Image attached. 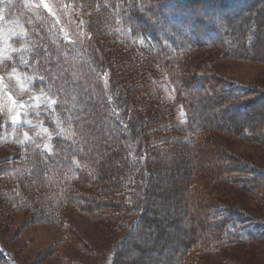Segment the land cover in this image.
Here are the masks:
<instances>
[{"label": "rangeland", "instance_id": "1", "mask_svg": "<svg viewBox=\"0 0 264 264\" xmlns=\"http://www.w3.org/2000/svg\"><path fill=\"white\" fill-rule=\"evenodd\" d=\"M174 1L166 6L165 11L171 4L180 7L181 2ZM197 1L199 4L190 9L189 21L202 17L197 8L206 0ZM109 13V9L100 5L98 0H44L43 3L41 0H0V246L9 254L11 264H175L184 246H190L192 239L196 242L187 250L188 256L183 257L182 264H264V186L260 191H251L250 185L237 183L238 178L230 172L238 163L229 165L241 160L264 171L263 34L258 38L253 59L251 54L229 59L222 57L221 52L198 49L187 57L185 63L188 70L197 73L205 70V76L217 77L229 87L239 84L262 87V102L256 106L263 111L262 123H258L257 117L251 122L255 129L262 124V134L252 135L258 138L257 141L220 131L215 119L225 123L239 118V115L236 111L224 113L223 108L211 110L215 103L213 99L202 97L203 105L210 110L195 115L198 123L207 119L214 121L212 129L201 134L204 149L198 148L201 153L193 157V162H201L207 156L219 165L216 170L210 168L213 175L222 169L221 179L215 180L213 175L200 172L197 181L200 190L207 195L208 210L218 216L214 222L224 219L229 222L226 233H222L217 223L208 225L191 221L194 214L188 211L182 182L192 157L185 159L182 165L165 160L166 170L162 173L165 183L161 191H165L166 198L152 208L153 212L156 210L154 219L163 230L159 233L152 228L148 234L136 235L133 244L140 248L128 246L125 252L119 249V244L141 214L138 211L141 183L129 179L128 185L122 188L128 190V194L124 192L127 200L118 201L114 209L107 212L99 208L100 201H106L100 197L104 189L91 182L95 178L77 174L74 171L76 165L72 168L70 165H56V157L50 155L55 134L44 126L41 118L43 108L49 106L53 109L51 100L56 98L38 89L37 83L44 78L40 68L47 64L41 55L47 56V60L48 51L43 54L34 47L37 38L32 37L30 29L37 22L41 32L53 43H60L66 51L68 60L64 67L70 74H75L68 83L77 86L75 83L79 80L85 82L83 78L92 79L90 88L94 85L96 92L106 97L122 124V130L131 137V174L139 177L144 166L146 151L138 126L143 119L131 105L125 104L112 73L111 61L124 49L136 58L147 57L152 54V47L144 37L133 38L128 44L109 33L100 41L94 38L97 30H107L108 27L98 19L90 20V17L99 16L104 20ZM163 13L157 12L156 15ZM253 14L249 17L250 31L256 23ZM259 18L261 30L264 28V3ZM234 24L240 25L238 22ZM237 36L235 39L240 38ZM253 39V34L247 38ZM156 81L152 83L154 89L172 98L171 86ZM37 96L38 101L35 100ZM37 103L42 106L37 107ZM178 111L175 119H171L180 124L184 117ZM18 114L22 115L17 121ZM177 156L179 164L182 156ZM101 157L98 155L97 160ZM84 168L90 173L95 171L91 166L84 165ZM170 172L174 175L173 181L168 180ZM223 175L228 179H223ZM163 237H169L164 255L150 253L148 249ZM200 240L202 246L198 249ZM0 264L10 263L0 259Z\"/></svg>", "mask_w": 264, "mask_h": 264}, {"label": "trees", "instance_id": "2", "mask_svg": "<svg viewBox=\"0 0 264 264\" xmlns=\"http://www.w3.org/2000/svg\"><path fill=\"white\" fill-rule=\"evenodd\" d=\"M177 1L181 2L180 7L171 4L170 9L165 11L166 6L170 2L174 3V0H106L103 4V0H98L100 5L109 9L110 13L104 20L99 16L90 17V20L98 19L101 24L105 23L108 27L107 30L96 31L97 35L94 34V38L96 37L98 41L109 33L126 44L133 38H148L152 47V54L147 57L136 58L124 49V52L121 50L118 52V58L113 57L111 61L112 73L124 95L125 104L131 105L143 119L138 126L142 131L140 135L145 146L146 159L137 178L131 174L129 167L131 137L122 130V124L108 105L106 97L99 90L101 94H98L94 85L90 88L89 83L92 79L83 78L85 82L79 80L75 83L77 86L68 83L75 74H70L64 67L68 55L62 45L53 43L45 36V33L39 29L38 22L32 30L30 29L32 37L37 38V43L34 45L37 51L43 54L48 51L47 60V56L41 55L42 60L47 64L43 63L45 68H40L44 78L37 84L42 93L54 96L57 101L53 109L45 106L41 115L44 126L55 134L51 140L53 151L50 155L56 157V165L60 167L70 165L71 168L76 165L74 171L77 174L82 176L87 174L95 178L91 182L104 189L100 197H104L106 201V203L100 201L99 208L107 212L112 211L118 201L127 200L128 190L122 188L128 185L129 179L141 183L139 199L137 198L140 203L138 211L141 214L119 244V249L124 252L128 246L134 249L140 248L139 245L133 244L136 235L143 232L148 234L152 228L159 233L163 230L161 224L159 222L157 224L154 219L156 210L153 212L152 208L166 198L165 191H161L165 183L162 177V173L166 170L165 160L173 165H182L185 159L192 157L182 182V192L188 199V211L194 214L191 221L195 224L217 223L218 228H222V233H226L229 222L226 219L214 222V218L217 219L218 216L212 214L211 209L208 210L207 195L200 190L197 181L200 172L213 175L210 168L216 170L219 165L215 160H209L207 156L201 162H193V157L201 153L197 151L198 148L204 149L202 145H205V141L201 134L212 129L211 124L214 123L210 119L198 123L195 119L197 113L203 114L205 110H210L203 105L204 97L210 101L215 100L211 110L223 108L224 113L236 111L239 115V118L226 120L225 123L216 122V117H213L220 131L256 141L258 138L252 135L257 133L259 135L260 132L262 134V124L255 129L251 123L256 117L259 118L258 123H262L263 111L256 107L262 102V87L243 84L229 87L227 82H222L217 77L210 74L205 76V70L200 73L188 70L185 63L187 57L198 49L221 52L222 57L229 59H235L236 55L240 54H251V58H255L253 53L258 38L264 35V28L260 30L258 26L264 0H206L205 4L200 3L202 6L197 8L202 17L195 19L194 22L189 21L190 9L199 2ZM162 11L163 14L156 15L157 12L162 13ZM253 13L256 16V23L250 31L249 17L254 15ZM236 22L240 25L235 26ZM160 30H163L162 33ZM237 34L240 36L239 39H235L238 37ZM250 34L254 35L252 41L247 40ZM30 37L27 38L29 41ZM188 37L191 39L189 40ZM25 69L27 70V67ZM88 76L92 77V75ZM154 80H157L156 83L167 82L173 90V97L168 98L163 91H156L152 85ZM93 82L97 84V81L93 80ZM177 110L178 113L183 114V123L178 124L171 119H175ZM98 129L100 131H97ZM98 155L102 156L99 160H97ZM177 155L182 156L179 164L176 161ZM231 163H238L230 172L238 178L237 183L250 185L251 191L262 189L264 171L256 167L252 168L241 160L230 162L229 165ZM84 165L91 166L95 171L93 173L86 171ZM221 170L216 171L212 176L215 180L221 179ZM171 172L168 176L169 181L174 180ZM248 176L251 177L249 180H242ZM226 178L228 179L223 175V179ZM109 201H112V204ZM138 211L136 207V213ZM199 228L201 229V225ZM194 231L199 234L196 229ZM158 239V243L157 241L154 243L157 246L153 245L148 250L150 253L157 252L162 256L169 237ZM195 242L192 239L189 241L190 246H184L175 264L183 263V257L188 256L187 250L193 247ZM201 243L200 240L198 249L201 248ZM121 251L118 250L122 253ZM1 256L0 259L4 261Z\"/></svg>", "mask_w": 264, "mask_h": 264}, {"label": "snow or ice", "instance_id": "3", "mask_svg": "<svg viewBox=\"0 0 264 264\" xmlns=\"http://www.w3.org/2000/svg\"><path fill=\"white\" fill-rule=\"evenodd\" d=\"M41 2L43 3L44 0H41ZM45 7H47L46 4H45ZM14 71H15V70H14ZM40 79L43 80V77H41ZM35 100L38 101V100H39V96H37V97L35 98ZM56 103H57L56 100H51V104H52L53 106H54ZM36 106H37V107H41L42 105H40V104L37 103ZM21 115H22V114H18V115H17V121L19 120V118H20ZM14 122H16V121H14ZM69 124L71 125V122H69ZM25 135H27V133H25Z\"/></svg>", "mask_w": 264, "mask_h": 264}]
</instances>
